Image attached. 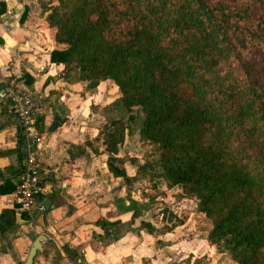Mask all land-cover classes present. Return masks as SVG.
I'll return each mask as SVG.
<instances>
[{
	"label": "trees",
	"instance_id": "trees-1",
	"mask_svg": "<svg viewBox=\"0 0 264 264\" xmlns=\"http://www.w3.org/2000/svg\"><path fill=\"white\" fill-rule=\"evenodd\" d=\"M44 11L49 60L138 107L139 140L155 152L138 170L154 163L166 187L179 185L235 264H264V0H47ZM125 129L111 116L98 134L107 170L127 182ZM15 184L0 178V193ZM12 226L2 207L0 237Z\"/></svg>",
	"mask_w": 264,
	"mask_h": 264
},
{
	"label": "crops",
	"instance_id": "crops-1",
	"mask_svg": "<svg viewBox=\"0 0 264 264\" xmlns=\"http://www.w3.org/2000/svg\"><path fill=\"white\" fill-rule=\"evenodd\" d=\"M44 5L47 0H0V90L11 82L30 95L32 115L43 114L40 192L30 213L16 209L15 189L0 193V209L14 210V226L0 237V264H24L31 227L33 234L45 236L31 264H235L207 241L210 223L195 204L180 217L178 190L162 179L163 186L149 189V175L138 170L145 163L142 150L134 152L126 129L116 156L130 180L109 173L98 127L117 110L89 106L110 103L116 93L109 95L104 81L86 88L84 81L69 80L63 65L49 60L54 44L41 21ZM22 11L28 14L21 21ZM55 114L58 123L49 131ZM23 140L0 92V178L13 184L25 154ZM149 190L156 198L174 200L167 204L174 207L172 220L165 219L164 208L145 203Z\"/></svg>",
	"mask_w": 264,
	"mask_h": 264
},
{
	"label": "built area",
	"instance_id": "built-area-1",
	"mask_svg": "<svg viewBox=\"0 0 264 264\" xmlns=\"http://www.w3.org/2000/svg\"><path fill=\"white\" fill-rule=\"evenodd\" d=\"M1 95L8 102L10 113L15 118L20 132L24 137L25 154L18 166L17 181L15 184L16 209L30 213L31 205L40 192V153L41 136L34 123L31 109V97L15 87L11 82H4Z\"/></svg>",
	"mask_w": 264,
	"mask_h": 264
},
{
	"label": "rangeland",
	"instance_id": "rangeland-1",
	"mask_svg": "<svg viewBox=\"0 0 264 264\" xmlns=\"http://www.w3.org/2000/svg\"><path fill=\"white\" fill-rule=\"evenodd\" d=\"M109 86L113 87V85H108L107 83L106 87L110 89L107 91V93H109V95L111 96L112 95L114 96V94L116 93V97H114L110 103H105L100 106H95V104L94 105L91 104L89 106V109L90 110H117V113H116L117 115H114V116H120L121 118L125 119L127 136H128L127 139L128 140L130 139L132 143L135 142L134 149H133L134 152L141 149L142 151L140 155L143 158V160L144 161L149 160V162H153L155 158V152L153 148L150 145H148L145 141L139 140L137 121L139 120L140 112H139L138 107H135V106H132L130 108L123 107L118 100L116 86L113 87L112 89ZM151 172H153L154 175H152ZM152 177H155L154 181L151 180ZM146 185H148L149 189L163 186V182L161 178L158 176V168L156 164L154 163L149 168V183H146ZM172 188L174 190L175 189L178 190L177 193L174 194V199H181L179 203H176V206L180 205V208H179L180 211L178 214L180 215V217H182L185 215L186 211L189 210L187 208H190V209L194 208L195 203L191 198L185 196L181 192V188L179 185H175ZM173 202L174 200L169 202V201H164L160 198H156V194L150 190H149V198L148 199L146 198V201H145L146 204H148L149 206H152L153 210L164 208L165 212L163 214L165 216V219H168V220H172L173 218L171 211L174 207H172L171 209H168L169 207L167 204H172Z\"/></svg>",
	"mask_w": 264,
	"mask_h": 264
},
{
	"label": "water",
	"instance_id": "water-1",
	"mask_svg": "<svg viewBox=\"0 0 264 264\" xmlns=\"http://www.w3.org/2000/svg\"><path fill=\"white\" fill-rule=\"evenodd\" d=\"M58 120H59V116L55 114L54 115V119L48 125L47 129L49 131L53 130L55 128V126L57 125ZM40 204H43V207L45 208L47 206V199L43 198L41 200ZM27 235L31 239V244H30V246H29V248L27 250V253H26V256H25V260H24V264H31L33 256H34L36 250L41 248L40 242L45 239V236L42 233L33 234L32 233V227H31V230H29L27 232Z\"/></svg>",
	"mask_w": 264,
	"mask_h": 264
}]
</instances>
